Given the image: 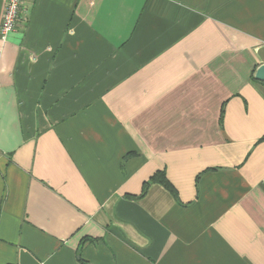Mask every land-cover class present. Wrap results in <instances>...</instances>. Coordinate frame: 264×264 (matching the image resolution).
<instances>
[{"label":"crops","instance_id":"crops-1","mask_svg":"<svg viewBox=\"0 0 264 264\" xmlns=\"http://www.w3.org/2000/svg\"><path fill=\"white\" fill-rule=\"evenodd\" d=\"M23 2L0 264H264V0Z\"/></svg>","mask_w":264,"mask_h":264},{"label":"built area","instance_id":"built-area-1","mask_svg":"<svg viewBox=\"0 0 264 264\" xmlns=\"http://www.w3.org/2000/svg\"><path fill=\"white\" fill-rule=\"evenodd\" d=\"M23 11V0H6L0 24V54L8 34L14 31L19 22L25 21Z\"/></svg>","mask_w":264,"mask_h":264},{"label":"trees","instance_id":"trees-1","mask_svg":"<svg viewBox=\"0 0 264 264\" xmlns=\"http://www.w3.org/2000/svg\"><path fill=\"white\" fill-rule=\"evenodd\" d=\"M151 182L154 183H159L165 188H167L172 194L175 195L174 190L172 189L171 185L169 184L168 180L166 179L165 173L164 172H159L156 173L151 179ZM145 189V188H144ZM176 196V195H175Z\"/></svg>","mask_w":264,"mask_h":264},{"label":"water","instance_id":"water-1","mask_svg":"<svg viewBox=\"0 0 264 264\" xmlns=\"http://www.w3.org/2000/svg\"><path fill=\"white\" fill-rule=\"evenodd\" d=\"M254 80L264 84V64L257 67L253 76Z\"/></svg>","mask_w":264,"mask_h":264}]
</instances>
